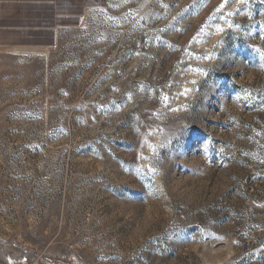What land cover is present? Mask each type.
Instances as JSON below:
<instances>
[{
  "label": "rangeland",
  "instance_id": "obj_1",
  "mask_svg": "<svg viewBox=\"0 0 264 264\" xmlns=\"http://www.w3.org/2000/svg\"><path fill=\"white\" fill-rule=\"evenodd\" d=\"M0 264H264V0H0Z\"/></svg>",
  "mask_w": 264,
  "mask_h": 264
},
{
  "label": "bare ground",
  "instance_id": "obj_2",
  "mask_svg": "<svg viewBox=\"0 0 264 264\" xmlns=\"http://www.w3.org/2000/svg\"><path fill=\"white\" fill-rule=\"evenodd\" d=\"M41 50L43 51V50H46V49H41ZM35 51H36V50H35Z\"/></svg>",
  "mask_w": 264,
  "mask_h": 264
},
{
  "label": "snow or ice",
  "instance_id": "obj_3",
  "mask_svg": "<svg viewBox=\"0 0 264 264\" xmlns=\"http://www.w3.org/2000/svg\"><path fill=\"white\" fill-rule=\"evenodd\" d=\"M241 2H243V0H241Z\"/></svg>",
  "mask_w": 264,
  "mask_h": 264
}]
</instances>
